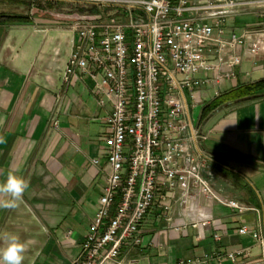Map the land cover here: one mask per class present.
<instances>
[{"label":"crops","instance_id":"obj_1","mask_svg":"<svg viewBox=\"0 0 264 264\" xmlns=\"http://www.w3.org/2000/svg\"><path fill=\"white\" fill-rule=\"evenodd\" d=\"M24 1L0 0V19L28 17L0 20V135L6 139L0 145V182L12 171L28 180L29 188L17 208H0V235L14 233L27 244L23 264H73L107 181L105 117L112 107L109 102L98 104L95 83L88 76L68 88L63 84L74 15L45 8L34 13L33 4L26 12L15 11ZM261 12L264 6L236 16L229 31L262 30ZM244 53L235 76L223 82L220 95L206 92L205 105L194 118L209 133L204 147L213 161L205 176L218 192L255 210L238 214L207 203V221L174 226L166 223L163 209L156 208L140 226V243H126L122 256L139 258L140 264L202 259L240 249L251 254L238 256L239 262L258 256L252 232L264 234V96L222 106L202 118L204 107L217 97L264 80V52L256 57L247 49ZM97 158L100 163L94 164ZM179 193H171L173 200ZM180 216V205L174 202L173 218ZM244 225L248 234L238 232Z\"/></svg>","mask_w":264,"mask_h":264},{"label":"built area","instance_id":"obj_2","mask_svg":"<svg viewBox=\"0 0 264 264\" xmlns=\"http://www.w3.org/2000/svg\"><path fill=\"white\" fill-rule=\"evenodd\" d=\"M64 1L83 11L70 23L73 44L63 84L88 76L98 104L112 107L105 117L107 181L73 264H140L122 256V248L140 243V226L156 208L174 226L207 221V203L238 214L255 210L218 192L205 176L213 161L204 147L209 133L194 110L205 105L206 92L221 94L245 49L252 57L264 52V27L229 31L236 16L263 7L264 0ZM175 190L180 193L173 200ZM174 202L181 209L175 220ZM238 232L248 234L249 227ZM252 237L258 256L246 262L238 256L250 249L168 264H264V234L253 231Z\"/></svg>","mask_w":264,"mask_h":264},{"label":"clouds","instance_id":"obj_3","mask_svg":"<svg viewBox=\"0 0 264 264\" xmlns=\"http://www.w3.org/2000/svg\"><path fill=\"white\" fill-rule=\"evenodd\" d=\"M2 124V120H0ZM6 144L4 136L0 135V145ZM29 188V182L23 176L9 171L6 179L0 182V208L15 209L23 202V196ZM27 244L17 234L4 233L0 235V264H23Z\"/></svg>","mask_w":264,"mask_h":264},{"label":"trees","instance_id":"obj_4","mask_svg":"<svg viewBox=\"0 0 264 264\" xmlns=\"http://www.w3.org/2000/svg\"><path fill=\"white\" fill-rule=\"evenodd\" d=\"M80 11H83V9H81ZM2 17L3 18H1L0 20H3L5 22L28 20V17L23 16V15H14V16L6 15ZM255 94H264V80L248 85V86H243L239 88L238 90H234L225 95H221L217 97L211 104L204 107L203 112H202V118L204 119L208 117L212 112L222 107L227 102L234 101L236 99L243 98V97L250 96V95H255Z\"/></svg>","mask_w":264,"mask_h":264},{"label":"rangeland","instance_id":"obj_5","mask_svg":"<svg viewBox=\"0 0 264 264\" xmlns=\"http://www.w3.org/2000/svg\"><path fill=\"white\" fill-rule=\"evenodd\" d=\"M23 6L21 3L18 4V8L15 9L17 12H26L29 8V5H34L33 12L34 13H42V8L47 9L50 12L57 13V12H64L65 15H75L77 12L81 10V6L69 2H65L64 0H26L23 2ZM22 8V9H21ZM39 8V9H38ZM93 10V9H92ZM91 10V11H92ZM30 11V10H29ZM201 107L196 108L194 110V116L195 118H199Z\"/></svg>","mask_w":264,"mask_h":264},{"label":"water","instance_id":"obj_6","mask_svg":"<svg viewBox=\"0 0 264 264\" xmlns=\"http://www.w3.org/2000/svg\"><path fill=\"white\" fill-rule=\"evenodd\" d=\"M263 96H264V94H255V95L246 96L243 98L236 99L234 101L227 102L226 104L223 105V107H227V106H230L232 104L240 103V102L247 101V100L257 99V98H260Z\"/></svg>","mask_w":264,"mask_h":264}]
</instances>
